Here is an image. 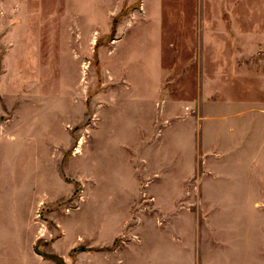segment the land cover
<instances>
[{
    "label": "rangeland",
    "instance_id": "rangeland-1",
    "mask_svg": "<svg viewBox=\"0 0 264 264\" xmlns=\"http://www.w3.org/2000/svg\"><path fill=\"white\" fill-rule=\"evenodd\" d=\"M93 4L89 0H0V264H107L108 253H114L115 264L124 259L135 264L140 252V259L157 252L179 260L186 258L190 243L200 258L203 249L218 243L224 232L218 228L224 216L220 174L215 170L217 160L202 148L200 117L202 104L208 114L219 100L220 87L202 82L203 67L208 69L216 55L203 52L201 37L187 36L188 25L194 31L202 29L201 0H163L160 13L163 64L169 70L164 107L169 112L176 105L171 99L186 103L194 98L195 121L179 113L177 121H171L178 129L176 136L167 128V119L173 116L164 111L163 133L145 134L147 147L141 149L148 167H153L156 153L161 154L163 182L180 195L178 207L170 211L162 199L161 211L147 196L142 215L146 229H122L109 244L106 229H97L98 222L103 227L106 222L105 212L97 220L93 193L99 184L97 175L108 167L106 126L113 89L123 94V79L130 78L132 66L155 56L131 51L132 45L146 39L124 40L123 35L125 29L155 30L160 22L154 18L153 0H93ZM252 5L254 21L261 27L264 0ZM233 55H227V61L234 62ZM242 58L262 65L264 49ZM173 69L177 72L170 74ZM260 96L264 97L263 91ZM29 104L36 118L61 115V121L52 122L49 132L35 126L30 133ZM23 142L33 146L27 158L16 151ZM134 142L128 151L137 166L140 150ZM158 142L162 150L155 147ZM172 142L178 149H171ZM177 162L180 167L190 164L185 172L178 171L189 176L179 183L168 180ZM254 200L259 210L250 209V220H245L261 227L264 195ZM154 221L158 228L150 229Z\"/></svg>",
    "mask_w": 264,
    "mask_h": 264
},
{
    "label": "crops",
    "instance_id": "crops-1",
    "mask_svg": "<svg viewBox=\"0 0 264 264\" xmlns=\"http://www.w3.org/2000/svg\"><path fill=\"white\" fill-rule=\"evenodd\" d=\"M89 1L93 6L96 3ZM153 1L157 7L154 18L156 22H160L156 29L143 32L125 29L123 38L146 39L145 42H139V45H132L131 51L155 56L135 63L131 68L130 78L123 79L125 92L120 94L113 89V99L109 101L106 126L108 167L105 173L97 175L99 184L93 193L97 220L104 216V212L106 215L105 227L99 222L96 227L106 229L108 244L113 243L116 234L122 229L147 228L142 218L146 214L147 196L151 197L154 207H159L161 211L162 199L170 206V211L178 207L176 201L180 195L172 190V186L163 182L164 165L161 154L158 157L156 153L153 167H148L146 152H141V149L146 150L147 147L145 134L163 133L164 111L173 116L167 119V128L176 136L178 129L171 122L173 118L177 121L179 113L192 122L196 118L194 108L197 103L194 98H188L186 103L171 99L170 102L176 105L171 106L169 112L164 107V86L169 70L165 68L162 57L164 46L160 13L163 0ZM254 1L256 0H201L204 6L201 15L202 29L194 31L190 25L187 29L188 37H201L204 53L216 55L208 69L206 65L203 67L202 82L211 87H220L219 100L211 105L212 113L208 114L203 111L202 104L200 117L203 121L202 148L217 160L218 167L215 170L220 174L218 182L220 197L224 199V205H221L224 216L218 228L224 232L219 235L218 243H210L207 251L203 249L200 258L195 253V244L190 243V251L188 248L185 259L172 260L169 254L157 252L140 259V252L135 264H170L172 261L174 264L179 261H185V264H264V225L254 227L252 221L250 223L245 220H250V209L254 207L256 211L259 210L258 201L254 198L260 193L264 195V97L260 96L264 92V63L260 65L253 61H243L242 58V54L260 47L264 49V23L258 27L254 21ZM122 6L121 4L119 9ZM191 20L188 15V23ZM255 43L257 46H253ZM227 55H233L234 62L227 61ZM174 70L170 74L177 72ZM28 106L30 114L27 113V116L32 124L30 133L35 126L41 128V132H49L52 122L61 121V115L52 118L49 116L47 120L39 116L36 118L32 110L33 104ZM148 116L151 118L149 123L146 121ZM62 126L66 128L64 121ZM133 140L138 142L140 150L137 166L132 162V153L128 151L137 144ZM23 143L16 146V151H20V158H27L28 151L33 146L29 142ZM155 147L161 149V142L155 143ZM171 149H178L177 143L172 142ZM111 154H114L113 161ZM189 165L187 162L182 168L180 162L173 164L172 171L175 173L168 180L179 183L188 179L187 174L184 176L178 171L181 169L185 172V167L188 170ZM150 224V229L158 228L156 221ZM140 241L142 242L141 239ZM122 262L126 264L125 259ZM107 264H115L114 253H108Z\"/></svg>",
    "mask_w": 264,
    "mask_h": 264
}]
</instances>
